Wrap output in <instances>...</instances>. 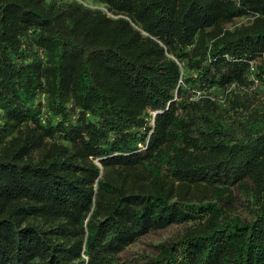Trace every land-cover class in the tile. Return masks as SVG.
I'll use <instances>...</instances> for the list:
<instances>
[{"label":"trees","instance_id":"16d2710c","mask_svg":"<svg viewBox=\"0 0 264 264\" xmlns=\"http://www.w3.org/2000/svg\"><path fill=\"white\" fill-rule=\"evenodd\" d=\"M171 225L145 264H264V0H0V264Z\"/></svg>","mask_w":264,"mask_h":264},{"label":"rangeland","instance_id":"374dc122","mask_svg":"<svg viewBox=\"0 0 264 264\" xmlns=\"http://www.w3.org/2000/svg\"><path fill=\"white\" fill-rule=\"evenodd\" d=\"M244 18L237 19L236 24L245 22ZM183 228V225H171L166 229L159 231H152L149 234L139 238L137 242L128 246L124 253L123 259L126 262L125 264H145L149 257L152 254L153 247L157 244L173 238L178 234Z\"/></svg>","mask_w":264,"mask_h":264},{"label":"built area","instance_id":"2783aa9c","mask_svg":"<svg viewBox=\"0 0 264 264\" xmlns=\"http://www.w3.org/2000/svg\"><path fill=\"white\" fill-rule=\"evenodd\" d=\"M256 82V81H255ZM41 98H42V96H41Z\"/></svg>","mask_w":264,"mask_h":264}]
</instances>
